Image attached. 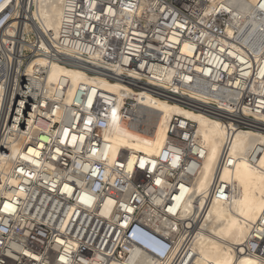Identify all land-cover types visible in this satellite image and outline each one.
<instances>
[{"label":"built area","instance_id":"built-area-1","mask_svg":"<svg viewBox=\"0 0 264 264\" xmlns=\"http://www.w3.org/2000/svg\"><path fill=\"white\" fill-rule=\"evenodd\" d=\"M209 5L62 0L52 35L26 17L24 0H0V161L7 163L0 170V264H195L197 216L213 199L233 194L219 177L236 161L232 133L264 119V69L253 79L259 65L231 58L235 41L226 37L231 27L234 37L256 39L254 51L264 50V0L225 13H207ZM184 43L190 55L182 52ZM244 53L254 52H238ZM40 59L45 64L32 65ZM53 65L227 126L196 217V206L185 210L205 152L196 124L173 116L157 155H141L131 166L126 155L110 161L111 144L103 139L109 121L116 116L130 124L126 115L139 104H119L115 94L65 78L51 82ZM183 90L206 94L222 108L187 99ZM254 153L247 156L251 162ZM236 254L264 264V210Z\"/></svg>","mask_w":264,"mask_h":264},{"label":"bare ground","instance_id":"bare-ground-1","mask_svg":"<svg viewBox=\"0 0 264 264\" xmlns=\"http://www.w3.org/2000/svg\"><path fill=\"white\" fill-rule=\"evenodd\" d=\"M41 1L45 4L44 7H40L39 11L36 9L39 0H24L25 4L28 5L26 17L34 24L36 23L43 31H49L52 35H56L62 0ZM207 1L210 2L207 13L215 11L225 13L232 6L238 7V5H241L240 9L244 10L247 7L251 10L252 6L258 2V0ZM232 14L233 17L238 16L237 12L236 14L232 12ZM30 25L31 28H34L33 23ZM244 25L243 23L240 24L242 31L247 29ZM226 34L227 38H232L235 41V45L229 50L228 55L239 62H244L253 69L254 63L258 64L253 79L261 77L264 69V50L254 51L256 39L234 37V30L231 27H227ZM187 48L188 44L184 43L181 50L190 55ZM246 50L254 53L252 56L247 53L238 54L239 51L242 54ZM197 58L199 59L200 56ZM37 63L45 64V60H37L32 65ZM260 66L261 69H259ZM196 70L198 71V68ZM59 78L69 80L75 87L80 84H87L93 89L115 94L119 99V104L123 103L125 99L135 100L139 104L132 117L126 115L127 119L132 120L130 124L121 121L116 116L109 121L103 139L111 144L110 161L119 155H126L128 164L131 166L135 158L139 159L141 155L142 160L147 156L157 155L166 138V126L173 116L181 117L196 124V135L199 136L205 152L201 160L200 172L193 185L194 200L192 201V198L188 200L185 208L190 213L193 205L196 206L197 209L193 211L192 218L196 217L198 208L203 203V196L211 186L215 166L228 135L227 126L201 112L188 110L184 106L161 100L156 96L150 94L135 95L132 90L125 86L109 83L100 76L88 77L77 69L53 65L49 80L56 82ZM182 93L187 99L201 104L214 105L217 103L203 93L191 90H183ZM217 105L222 108L220 103ZM143 110L154 111L160 115L158 122L156 121V128L151 135L137 130L135 127L142 122ZM254 120L256 121L253 122L256 126L255 129L248 127L245 130L240 129L232 133L230 155L236 158V161L232 168L223 166L219 172L220 179L231 185L232 197L229 200L213 199L207 210L197 216L193 248L197 257L195 264H257V261L252 257L236 254V250L246 239L250 228L254 225L258 226L264 210V119L255 118ZM252 150L255 153L251 162L247 156ZM12 154H16V150H13ZM6 167L7 163L0 161V170ZM188 213H182L178 217L189 218Z\"/></svg>","mask_w":264,"mask_h":264},{"label":"rangeland","instance_id":"rangeland-1","mask_svg":"<svg viewBox=\"0 0 264 264\" xmlns=\"http://www.w3.org/2000/svg\"><path fill=\"white\" fill-rule=\"evenodd\" d=\"M40 1L41 0H39V3H37L38 8H36L37 10L39 9V11H40V9L42 7H44V4H45V3L43 4L42 1H41V4H40ZM159 116H160L159 113H156L154 111L143 110V114L141 115V121L142 122L140 124L138 123L135 126L136 129L140 130V131H142L144 133L146 132V134H148V135H151L153 133V131L155 130V128H156V121L158 122Z\"/></svg>","mask_w":264,"mask_h":264}]
</instances>
